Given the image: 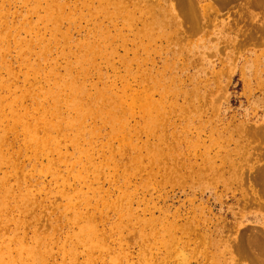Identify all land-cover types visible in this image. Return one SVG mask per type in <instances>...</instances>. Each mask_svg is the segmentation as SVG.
I'll return each mask as SVG.
<instances>
[{
  "label": "rangeland",
  "instance_id": "rangeland-1",
  "mask_svg": "<svg viewBox=\"0 0 264 264\" xmlns=\"http://www.w3.org/2000/svg\"><path fill=\"white\" fill-rule=\"evenodd\" d=\"M58 1L70 22L47 18V0H0V94L11 99L28 89L38 95L69 79L80 101L67 98L63 115L85 120L77 132L61 127L62 150L56 137L50 153L27 149L21 137L8 134L0 162V257L7 259L10 246L18 258L27 246L37 252H23L25 264L34 258L39 264H89L83 239L115 248L123 264H143L154 247L158 264H264V252H245L251 242L264 241V180L253 177L264 156L255 132H248L264 126V45L241 43L236 15L225 14L182 41L143 36L140 48L126 47L123 35L134 37L126 13L110 17L101 0ZM41 2L44 9L35 11ZM107 3L116 10L115 0ZM78 59L84 67L77 68ZM140 77L154 88V100L127 98L120 106L111 92L125 94L129 84L143 90ZM153 120L166 134L152 131ZM121 123L131 132H119ZM123 136L144 168L156 149L171 157L163 161L176 170L173 181L123 163ZM63 153L65 163L59 162ZM19 176L27 182L16 181ZM152 232L155 245L142 238ZM97 251L92 264H111V256Z\"/></svg>",
  "mask_w": 264,
  "mask_h": 264
},
{
  "label": "bare ground",
  "instance_id": "bare-ground-1",
  "mask_svg": "<svg viewBox=\"0 0 264 264\" xmlns=\"http://www.w3.org/2000/svg\"><path fill=\"white\" fill-rule=\"evenodd\" d=\"M47 1L49 2L47 8V18L53 21L56 25L59 21L63 22L67 20L70 22L67 17L65 18L63 5H61L58 0ZM108 1L109 0H101L102 9L107 10V14H109L110 17H113L115 14L122 15V13H126L128 20H130L133 26L132 29L128 31L130 33L128 35L134 37L128 38L123 35V42L126 47L132 43L134 45H138V48H140L141 45L137 44V40L141 39L143 36H149L152 39L161 38L164 41H174V39L182 41L191 35L203 33L209 21L224 16L225 14H228L229 17L231 15H236L237 19L235 18L233 24L238 27L236 38L241 43L264 45V0H161V3L156 7H153L150 3L142 2L141 0H115L116 10L114 11H110L111 8H109V3H107ZM150 1L151 0H147V2ZM39 9H44L42 2L36 7L35 11H38ZM153 13H156V15H151ZM137 14H139V16H137ZM3 15L5 16L4 18L9 16L6 11ZM151 16L152 22L149 25ZM244 17H248L246 22L243 19ZM135 24L142 25L143 28L138 29L137 25L134 28ZM107 32L112 33L108 29ZM107 32L105 31L104 33L108 35ZM114 34L122 36L121 31H117ZM18 35L19 32L15 36L17 39ZM63 37L65 39L69 38L67 31L64 32ZM29 48L31 51L34 49V46L30 44ZM49 48V43H47V45L42 44V49L44 51H47ZM80 58L82 59L84 57L81 56ZM87 60L92 62V57H89ZM126 62L128 63V61ZM76 66L77 68L84 67V63L78 59ZM139 85L144 87V89H134L133 86L129 84L125 86V94L123 92L122 94L111 92L113 93L111 96L115 99H119L117 103L120 106L125 104L123 100L127 98H131L132 103L135 99V102L140 103L143 99L151 98L154 100V96L150 93V90L154 91V88L150 87L147 89L144 84L143 77H140ZM30 95L33 96L32 104L27 106L24 103V100L26 96ZM77 97H79V91L77 90L76 85H74V83L72 84L69 79L60 81L54 86V88L41 91L38 95L28 89L21 92L20 95H12L11 99L0 94V162H4L6 160L3 148L7 143V136L9 133L10 135L13 134L15 138L21 137V140L27 149L30 146L31 148L40 147L43 151L48 150L49 153L51 150L49 142L52 147L57 146V137L59 140L58 148L62 150L60 138L64 137V135L59 133L60 128L65 127L73 129L77 132L82 126L80 124L85 123L84 117L81 114H77L76 117H64L65 115H63V107H61V105L66 102L67 98L72 99L75 103H78L80 99ZM6 108H8L9 113H6ZM147 110L149 111V116L152 117L153 108L150 107L147 108ZM151 127L153 128L152 131H155L156 133L159 126L158 124L155 125V121L153 120ZM127 130L128 132H131L132 129L126 123H121L118 131ZM159 130L161 134H166V128L159 127ZM248 132H255L253 137H257L260 140L261 144L257 147L264 156V126L257 129H251ZM122 135L123 134L121 133V136ZM121 141L126 148L123 150L128 152V157L122 159L123 163L126 164L127 162L128 164L134 165L138 170L137 172H145L149 178L160 176L165 183H169L171 180L173 181L174 175L177 174V172L175 169L172 170L171 168H164L165 162L171 160V157L167 156L163 150L162 151L164 153L157 149L156 151H153L150 168H144L143 161H141L142 156L140 154L136 152L135 155H129V152H132V142L128 141L124 136ZM165 145L168 149V145L166 143ZM165 157L167 159L166 161H163ZM67 160V153H63L59 162L65 163ZM51 162L50 168L58 170L59 163L55 161ZM15 169H18V166H16ZM253 177L256 182L264 180V166ZM15 179L21 184H25L27 182V177L24 178L19 176L15 177ZM65 184L67 189L71 185L69 180H66ZM11 193H14V191ZM91 232H94L93 228H91ZM142 238L146 242H148V239H151L152 244L155 245V241L153 239H158V235L155 232H152ZM79 240L82 242L83 247L87 248L86 251L89 252V264H92L94 261L93 255L96 256L98 253L97 248L100 250V253L102 252V254H107L113 258L111 264L124 263V255L119 254L115 248L98 243L101 246L100 248L93 242H86L83 239ZM102 242L107 243L105 240ZM155 248L157 247L148 251L145 258L141 260L143 264H158V261L156 260L157 258L154 254ZM21 249L22 253L25 252V254L37 252L33 247L23 246ZM251 251L260 253L264 252V241L251 242V244L246 247L245 252L247 255L252 256V253H250ZM22 253L19 254V259L15 258L12 254V248L8 246L7 259L0 257V264H25L26 259L21 257ZM254 258H256L255 260L257 263L260 262L257 255H255ZM98 260H100V258H96V261ZM32 262L33 264H39L36 258H34ZM127 262L128 264H136V262H130L128 260Z\"/></svg>",
  "mask_w": 264,
  "mask_h": 264
}]
</instances>
